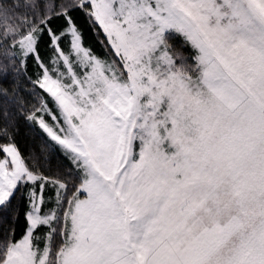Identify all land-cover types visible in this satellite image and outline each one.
Returning <instances> with one entry per match:
<instances>
[{
    "label": "snow or ice",
    "instance_id": "6c2138e0",
    "mask_svg": "<svg viewBox=\"0 0 264 264\" xmlns=\"http://www.w3.org/2000/svg\"><path fill=\"white\" fill-rule=\"evenodd\" d=\"M0 264H264V0H0Z\"/></svg>",
    "mask_w": 264,
    "mask_h": 264
},
{
    "label": "trees",
    "instance_id": "16d2710c",
    "mask_svg": "<svg viewBox=\"0 0 264 264\" xmlns=\"http://www.w3.org/2000/svg\"><path fill=\"white\" fill-rule=\"evenodd\" d=\"M89 38L91 39V34H89ZM20 144H21V147H22V148H25V149H26L28 146L31 145V140L28 139V138L26 137V134H25V136H22V137L20 138Z\"/></svg>",
    "mask_w": 264,
    "mask_h": 264
}]
</instances>
